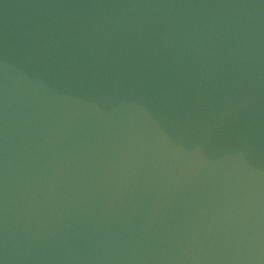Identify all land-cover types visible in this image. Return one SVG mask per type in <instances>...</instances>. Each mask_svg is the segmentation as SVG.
<instances>
[{
    "label": "water",
    "instance_id": "obj_1",
    "mask_svg": "<svg viewBox=\"0 0 264 264\" xmlns=\"http://www.w3.org/2000/svg\"><path fill=\"white\" fill-rule=\"evenodd\" d=\"M0 264H264V0H0Z\"/></svg>",
    "mask_w": 264,
    "mask_h": 264
}]
</instances>
